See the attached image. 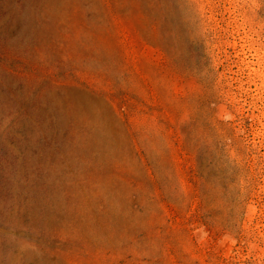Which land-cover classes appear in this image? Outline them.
Returning <instances> with one entry per match:
<instances>
[{"label":"rangeland","instance_id":"374dc122","mask_svg":"<svg viewBox=\"0 0 264 264\" xmlns=\"http://www.w3.org/2000/svg\"><path fill=\"white\" fill-rule=\"evenodd\" d=\"M0 264H264V0H0Z\"/></svg>","mask_w":264,"mask_h":264}]
</instances>
